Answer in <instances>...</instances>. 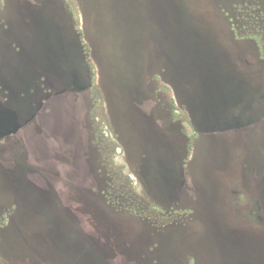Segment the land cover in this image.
<instances>
[{"label": "rangeland", "instance_id": "obj_1", "mask_svg": "<svg viewBox=\"0 0 264 264\" xmlns=\"http://www.w3.org/2000/svg\"><path fill=\"white\" fill-rule=\"evenodd\" d=\"M0 86V264H264V0H0Z\"/></svg>", "mask_w": 264, "mask_h": 264}, {"label": "crops", "instance_id": "obj_2", "mask_svg": "<svg viewBox=\"0 0 264 264\" xmlns=\"http://www.w3.org/2000/svg\"><path fill=\"white\" fill-rule=\"evenodd\" d=\"M202 79H203V77H202ZM193 81L196 82V83H199L198 91L201 90V91L203 92V89H204L205 87H209V88H210V86H211V85H209V84H210V81H209L208 83H206V84H202V83H201L202 80H199V79H198V80H193ZM203 82H204V81H203ZM200 83H201V84H200ZM204 83H205V82H204ZM213 86H214V84H213ZM199 88H203V89H199Z\"/></svg>", "mask_w": 264, "mask_h": 264}, {"label": "flooded vegetation", "instance_id": "obj_3", "mask_svg": "<svg viewBox=\"0 0 264 264\" xmlns=\"http://www.w3.org/2000/svg\"><path fill=\"white\" fill-rule=\"evenodd\" d=\"M2 86H0V91L2 90V88H1ZM150 111V110H149ZM128 113H131V110H129V112Z\"/></svg>", "mask_w": 264, "mask_h": 264}]
</instances>
